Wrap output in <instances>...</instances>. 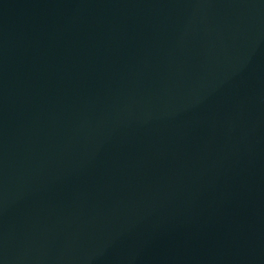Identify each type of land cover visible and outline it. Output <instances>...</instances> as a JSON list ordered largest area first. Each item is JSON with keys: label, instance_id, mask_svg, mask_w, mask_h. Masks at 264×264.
Listing matches in <instances>:
<instances>
[{"label": "water", "instance_id": "1", "mask_svg": "<svg viewBox=\"0 0 264 264\" xmlns=\"http://www.w3.org/2000/svg\"><path fill=\"white\" fill-rule=\"evenodd\" d=\"M0 264H264V0H0Z\"/></svg>", "mask_w": 264, "mask_h": 264}]
</instances>
